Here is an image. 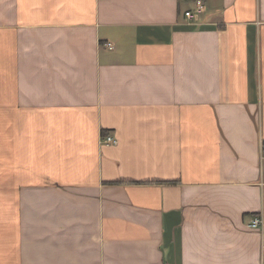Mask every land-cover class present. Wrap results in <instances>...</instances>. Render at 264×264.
I'll use <instances>...</instances> for the list:
<instances>
[{
  "label": "crops",
  "instance_id": "crops-1",
  "mask_svg": "<svg viewBox=\"0 0 264 264\" xmlns=\"http://www.w3.org/2000/svg\"><path fill=\"white\" fill-rule=\"evenodd\" d=\"M195 2L0 0V264H264V0Z\"/></svg>",
  "mask_w": 264,
  "mask_h": 264
},
{
  "label": "built area",
  "instance_id": "built-area-1",
  "mask_svg": "<svg viewBox=\"0 0 264 264\" xmlns=\"http://www.w3.org/2000/svg\"><path fill=\"white\" fill-rule=\"evenodd\" d=\"M204 9H205V4H204L203 0H196L195 9L186 11L184 15L187 19H196V18H198L199 14L204 11ZM106 45L110 49L113 48V44H111V43H107ZM100 141L102 144H116V142H117L116 139L110 134L102 136ZM246 226L249 229L257 230L262 234L264 231V221H263L262 216L261 215H254L249 220V222H247Z\"/></svg>",
  "mask_w": 264,
  "mask_h": 264
},
{
  "label": "trees",
  "instance_id": "trees-1",
  "mask_svg": "<svg viewBox=\"0 0 264 264\" xmlns=\"http://www.w3.org/2000/svg\"><path fill=\"white\" fill-rule=\"evenodd\" d=\"M108 135V134H106ZM261 151H262V154L264 155V140L262 141V144H261Z\"/></svg>",
  "mask_w": 264,
  "mask_h": 264
}]
</instances>
